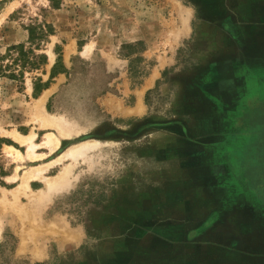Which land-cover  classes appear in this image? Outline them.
Wrapping results in <instances>:
<instances>
[{"label": "rangeland", "instance_id": "1", "mask_svg": "<svg viewBox=\"0 0 264 264\" xmlns=\"http://www.w3.org/2000/svg\"><path fill=\"white\" fill-rule=\"evenodd\" d=\"M55 1L0 0V54L55 29L0 76V264H264V0Z\"/></svg>", "mask_w": 264, "mask_h": 264}, {"label": "trees", "instance_id": "2", "mask_svg": "<svg viewBox=\"0 0 264 264\" xmlns=\"http://www.w3.org/2000/svg\"><path fill=\"white\" fill-rule=\"evenodd\" d=\"M56 5L55 0H51ZM30 43L29 50H26L25 43L13 44L7 48L6 54H0V76L4 75L9 78L18 79L21 81L24 79V73L26 68L38 69L40 64L47 62L46 54H36L35 50L40 49L42 43L48 40L50 35L54 34L55 29L50 23L41 22L31 24L27 27ZM34 46V47H33ZM12 50H16L17 54L14 55ZM9 58V63L4 64V60ZM60 58V56H58ZM56 73V65L53 67L51 78ZM47 82H43L41 78H37L34 81L35 98L39 97L41 92L46 88Z\"/></svg>", "mask_w": 264, "mask_h": 264}, {"label": "bare ground", "instance_id": "3", "mask_svg": "<svg viewBox=\"0 0 264 264\" xmlns=\"http://www.w3.org/2000/svg\"><path fill=\"white\" fill-rule=\"evenodd\" d=\"M44 100H45V95H42L39 99H37V101L39 103L38 105L43 104ZM48 123L51 124L52 122L48 121ZM58 125H59V123H58ZM65 134L70 135V133H68V131L66 129H65ZM36 135H37L36 133H31L28 135H24V134H21L19 132L13 133V137L15 140L19 141L23 145H26L27 154L29 155V157H32V158L37 157L39 155L35 151L36 148H38L42 145L54 144V146H57L60 144V139L57 138L52 132L46 133L45 140H43L42 143H38L35 141ZM89 144H90L89 142H84V143L74 145L71 148H68V151L62 153V155L59 156V159L63 158L64 156H71L73 158H76L78 155H81L86 151V148L89 147ZM6 148L9 149V151L14 155V157L23 158L25 155L21 150H19L18 148L14 147L12 145H8ZM37 172H39V169H37L36 167H33L32 170L26 171L24 173V175L22 176L23 187H24V185L26 187L29 186V182H28L29 178L33 177V176H38ZM66 175H67V171L63 169V172H61L59 175L53 177L52 179H49V178L45 179L46 187L48 188V190L50 191V190L57 189V188L61 187L62 184L66 180ZM44 192H47V189Z\"/></svg>", "mask_w": 264, "mask_h": 264}, {"label": "crops", "instance_id": "4", "mask_svg": "<svg viewBox=\"0 0 264 264\" xmlns=\"http://www.w3.org/2000/svg\"><path fill=\"white\" fill-rule=\"evenodd\" d=\"M8 146V145H7Z\"/></svg>", "mask_w": 264, "mask_h": 264}]
</instances>
